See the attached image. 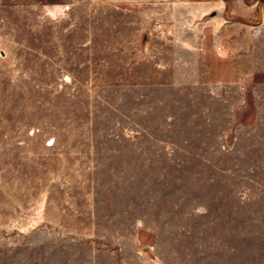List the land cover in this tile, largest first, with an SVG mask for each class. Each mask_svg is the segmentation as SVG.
Listing matches in <instances>:
<instances>
[{
	"label": "rangeland",
	"instance_id": "obj_1",
	"mask_svg": "<svg viewBox=\"0 0 264 264\" xmlns=\"http://www.w3.org/2000/svg\"><path fill=\"white\" fill-rule=\"evenodd\" d=\"M0 264H264V0H0Z\"/></svg>",
	"mask_w": 264,
	"mask_h": 264
}]
</instances>
